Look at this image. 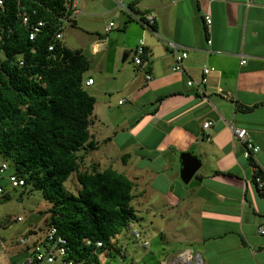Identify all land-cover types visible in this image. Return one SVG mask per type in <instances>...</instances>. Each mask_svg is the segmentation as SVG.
<instances>
[{"label": "crops", "instance_id": "crops-1", "mask_svg": "<svg viewBox=\"0 0 264 264\" xmlns=\"http://www.w3.org/2000/svg\"><path fill=\"white\" fill-rule=\"evenodd\" d=\"M73 1L80 12L74 26L87 28L94 5L105 12L94 17L96 25L115 24L105 40L92 44V52L114 45V33L121 30L143 42L147 62L125 75L119 90L125 99L117 105L128 103V111L117 116L105 108V116H97L95 100L90 134L97 149L85 155L83 170L90 164L97 171L111 168L115 154L122 175L134 184V198L175 211L161 216L166 220L160 235L172 232L176 238L168 252L155 253L158 264H264V234L258 233L264 230V186L258 190L233 133L244 129L259 148L255 159L264 180V0H124L135 18L154 17L151 28L119 10L118 0ZM168 42L187 53L182 72L171 71ZM136 45H121L123 61ZM203 66L213 70L200 85ZM95 121L104 129H93ZM205 122L212 124L207 131ZM94 153L99 156L88 164ZM183 153L200 161L187 184L180 179Z\"/></svg>", "mask_w": 264, "mask_h": 264}, {"label": "trees", "instance_id": "trees-1", "mask_svg": "<svg viewBox=\"0 0 264 264\" xmlns=\"http://www.w3.org/2000/svg\"><path fill=\"white\" fill-rule=\"evenodd\" d=\"M1 1L0 157L12 167L7 180L14 175L23 180L22 188L30 185L40 192L49 208L39 231L55 227L67 241L68 258L101 264L112 254L124 257L120 234L137 220L131 205L134 184L111 168L97 171L91 165L80 170L85 155L97 149L90 134L95 99L85 90L90 63L80 50L53 41L59 19L70 15L71 0ZM22 10L32 23H45L33 41L18 21ZM52 43L54 49L48 52ZM72 174L79 186L75 194L64 188ZM256 176L263 180L259 168ZM8 199L3 192L0 202ZM33 235L31 229L22 237ZM20 248L23 259L29 247Z\"/></svg>", "mask_w": 264, "mask_h": 264}, {"label": "rangeland", "instance_id": "rangeland-1", "mask_svg": "<svg viewBox=\"0 0 264 264\" xmlns=\"http://www.w3.org/2000/svg\"><path fill=\"white\" fill-rule=\"evenodd\" d=\"M99 7L94 5V7L89 8L92 17L99 18L101 15H105V12ZM94 17L89 21L87 28L86 26L83 28L80 26H65L62 29L63 43L69 50H80L89 60L90 66L84 77L85 79L92 78L94 85L86 87L85 90L96 100V115L100 116L103 113L105 116L104 110L107 108L118 116L121 112L124 113L129 109L128 103H124L122 106L117 105L118 100L123 103L125 99V93L119 91L126 79L125 75L133 76L139 70L132 60L134 48L128 50L130 52L129 57L123 61L124 52L121 45H136L139 39L117 30L114 33L116 35V41L114 42L117 45L111 43L109 46L106 45L96 52H92V44L97 40H105L109 35V33L104 34L103 32L105 26L96 25ZM112 23L114 24V22ZM2 58L0 56V60ZM106 116H110V114ZM94 123L96 127H92L93 129L97 127L98 130L104 129V126L101 127L97 121ZM102 149L103 146L100 152H102ZM98 156L97 153L88 156L87 161L90 160L88 164L95 162ZM115 157V154L111 155L110 165H113L111 169L114 170L113 168L116 167L115 171L122 174L125 170L123 169L122 172L121 163L119 160L116 162ZM2 164H6L7 170L0 174V187L4 194L9 196V199L0 202V264H13L15 260L19 261L23 257V252H21L17 242L25 232L31 229L38 232L44 228V220L48 217L45 211L49 208V204L43 200L40 192L33 190L30 185L25 188H12L7 180V176L12 172V167L0 157V166ZM90 165H87L88 167L85 170H90ZM83 169L81 164L80 170ZM77 187L79 186L72 174L64 183V188L69 193L75 194ZM131 205L136 212L138 221L130 225L138 230L141 241L148 242V248L141 247L140 241L128 235L127 230L122 229L120 243L126 248V256L121 257L118 254H112L110 258L103 259L101 264H158L160 256L155 253H160V248L166 249L167 252L172 249L176 234L171 232L165 236L160 235L162 222L166 220L165 217L163 219L161 216L163 214L174 216L175 211H170L164 207L163 202H153L151 205H147V202L141 203L136 198H134ZM16 218H21V221H13ZM152 221L153 226H150ZM151 234L154 235L153 240H151Z\"/></svg>", "mask_w": 264, "mask_h": 264}, {"label": "built area", "instance_id": "built-area-1", "mask_svg": "<svg viewBox=\"0 0 264 264\" xmlns=\"http://www.w3.org/2000/svg\"><path fill=\"white\" fill-rule=\"evenodd\" d=\"M124 0H118L116 2V6L119 10H121L123 13L132 16L134 19L138 20L139 23L143 24L146 28H151L154 24V17L152 15H147L141 18H135L132 15V12L129 10V8L123 4ZM3 1L0 0V8L2 7ZM69 11L70 15L67 18H61L59 19L60 23L57 25V31L54 33L53 41L54 42H63V36H62V29L65 26H70V21L75 16L79 15L80 12L77 9L75 3L73 0H71V3L69 5ZM18 21L19 23L27 27L28 29V40L33 41L36 36L42 31V29L45 26V23L43 21H37L32 23L31 18L29 16V13L25 11H21L18 14ZM143 20V21H142ZM204 21L206 28L209 29L211 25V20L209 16H204ZM114 27V24L112 22H109L104 27V32L109 33ZM55 43H52L48 46L47 51L52 52L54 49ZM207 44H210V40H207ZM168 49L174 58V65L171 68L172 72H182L183 66L182 63L187 57V53L185 51L179 50L180 48L177 45H174L173 43L168 42L167 43ZM133 64L139 68H144L147 64L146 62V52L143 42L140 40L138 44L136 45L133 56H132ZM245 61H242L240 64H244ZM20 65H22L21 62H19ZM212 68H208L203 66L202 67V78L200 80V85H204L207 82V76L212 71ZM145 80L149 81L150 76L146 75ZM93 84L92 79H87L85 81V86H90ZM186 85L189 87H194L195 83L192 80H187ZM199 89V87L197 88ZM121 104L122 102H118ZM211 122H205L202 125V128L207 131L211 128ZM233 133L235 138L238 140V142L243 146V157L246 160H253L256 163L255 156L258 153L259 148L251 143V141L248 139L247 133L244 129H233ZM254 170V174L258 172V166L255 164L252 166ZM260 169V168H259ZM4 170H6L5 165H1L0 167V173H3ZM8 182L12 186V188L22 187L23 180L19 179L18 177L14 175H10L8 177ZM254 183L256 184L258 190H261L264 186L263 180L256 176L254 178ZM3 196V192L0 189V197ZM13 221H21V218L13 219ZM258 233L260 235L264 234V230L262 228L258 229ZM128 235H130L135 240L140 241L141 235L138 232L137 229L132 227L131 225L128 227ZM34 238V239H33ZM31 239H33L31 241ZM84 243L88 246L89 242L85 239ZM148 242H143L142 247L147 248ZM19 247H22L25 249V247H29V250H27V254L24 255V258L17 261L15 264H90L89 262L85 260H74L72 258H68L67 256V241L58 234L55 227L48 228L44 231H38L36 232V235H33L32 237H22L19 240ZM95 247L99 249L101 247V243L97 242L95 244Z\"/></svg>", "mask_w": 264, "mask_h": 264}, {"label": "water", "instance_id": "water-1", "mask_svg": "<svg viewBox=\"0 0 264 264\" xmlns=\"http://www.w3.org/2000/svg\"><path fill=\"white\" fill-rule=\"evenodd\" d=\"M180 166V179L187 184L200 168V161L190 153H183L180 155Z\"/></svg>", "mask_w": 264, "mask_h": 264}]
</instances>
